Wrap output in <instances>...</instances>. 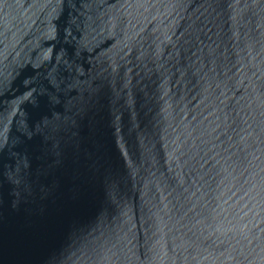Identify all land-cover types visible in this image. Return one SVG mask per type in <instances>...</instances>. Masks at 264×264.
Instances as JSON below:
<instances>
[{
	"label": "water",
	"instance_id": "obj_1",
	"mask_svg": "<svg viewBox=\"0 0 264 264\" xmlns=\"http://www.w3.org/2000/svg\"><path fill=\"white\" fill-rule=\"evenodd\" d=\"M0 264H264V0H0Z\"/></svg>",
	"mask_w": 264,
	"mask_h": 264
}]
</instances>
